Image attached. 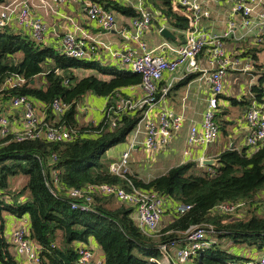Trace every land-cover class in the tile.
<instances>
[{"label": "trees", "instance_id": "1", "mask_svg": "<svg viewBox=\"0 0 264 264\" xmlns=\"http://www.w3.org/2000/svg\"><path fill=\"white\" fill-rule=\"evenodd\" d=\"M95 1L124 16L140 14L123 2ZM152 1L165 14L168 25L182 31L185 18L171 10L168 0ZM177 37L183 42L182 32ZM257 41L264 48V37ZM252 55L255 67L260 69L256 82L250 85L252 96L244 94L240 100L227 96L233 104L247 107L252 98L259 100L264 96V67L257 62L256 49ZM76 69L91 72L78 75ZM16 73L22 74L26 82L12 89L0 88V104L6 102L8 92L31 96L46 106L58 98L68 108L56 123H63L72 138L16 141L6 136L0 139V264H18L14 246L4 234L3 211L16 215L28 213V236L38 246L41 264H78L77 244L87 242L90 236L103 254L105 264H158L149 257L160 255L159 243L169 245L173 240L175 245H180L177 238L192 226H205L214 241L209 247L197 250L186 264H244L245 257L237 252L235 245H227L229 240L255 249L264 247V212L260 211L264 205V144L252 152L246 145L225 148L217 154L210 170L190 160L147 180L135 172L118 176L109 172L111 158L105 152L127 140L140 111H116L115 127L109 126L107 114L98 122L80 123L75 115L76 102L83 95L93 93L108 96L106 107H116L117 92L124 94L123 87L139 84L141 75L98 60L68 57L52 44L36 41L22 29L9 26L0 29V86L6 77ZM37 77H42V82ZM161 89L158 85L157 97ZM110 113L113 115L112 109ZM225 114L226 108L221 107L214 116L223 134L227 133L229 123ZM56 120L48 108L45 121ZM53 170L58 178L55 194L46 183ZM15 174L26 175V182L18 189H9V176ZM100 183L117 184L126 190L134 186L157 191L165 201L164 213H169V218L161 220L159 229L145 233L136 223L134 207L111 195L94 193L93 210L71 206L66 195L68 187ZM224 202L241 205L235 213L227 214L217 208ZM179 204L189 207L179 212L176 210Z\"/></svg>", "mask_w": 264, "mask_h": 264}, {"label": "built area", "instance_id": "2", "mask_svg": "<svg viewBox=\"0 0 264 264\" xmlns=\"http://www.w3.org/2000/svg\"><path fill=\"white\" fill-rule=\"evenodd\" d=\"M66 3L69 0H55ZM80 3L81 9L90 20L102 32H109L115 23L114 11L105 8L102 3L95 0H75ZM126 3L139 11V15L130 16L127 26L121 28L119 34L123 40L136 42L137 51L132 48L120 49L109 47L103 40L94 38L86 28L75 25L73 30L66 31L54 41L52 45L62 54L84 60H98L109 66L130 69L141 75L139 85L143 91L138 100H133L125 94L117 92L115 100L116 107H106L107 101L101 107V117L109 116V126L115 127L117 123L116 111L125 109H137L140 117L132 131V140L143 133L144 146L149 150L163 151L170 145L172 136L182 127L184 118L181 114L164 106L155 108L157 113H152L160 97L166 92L167 87L162 88L157 97L159 81L166 72H174L179 65L185 66V73H192L199 69L197 56L204 49L208 51L209 62L213 68L206 75L209 86V95L199 123H192L185 138L183 154L191 158V148L205 146L215 140L219 134V127L215 123L214 116L218 110L219 94L223 90V77L229 70H248L251 68L250 60H243L240 56L231 55L224 48V39L234 33L235 21L231 16L227 27L222 32L206 31L202 27V19L209 16V10L202 7L200 0H168L172 11L185 18V27L182 29L184 40L178 46L172 47L168 44L160 46L168 47L173 55L167 57L163 52L148 48L143 39L145 30L156 20L158 15L160 24L157 30L166 26V17L159 10L158 13L147 10V0H116ZM232 14L239 13L244 25L250 27L256 24V40L264 37V7L253 19L252 11L256 4L255 0H233ZM15 11V25L22 29L32 39L42 42L47 41L48 24L38 16L31 13L27 0H18ZM11 23V15L8 9H0V29L8 28ZM109 50L108 62L102 58L101 49ZM26 82L22 74H12L4 79L0 88L20 86ZM67 82V80L65 81ZM264 91V83L262 85ZM86 95V94H85ZM83 95L76 102L77 109L87 112L90 108ZM107 100H108V96ZM50 108L57 120L54 123L45 121L46 110ZM68 108V104L52 99L49 105H44L31 96L24 94H12L8 92L5 103L0 104V138L10 136L16 141L24 139L42 138L47 141H63L72 138V134L63 123H56ZM113 110V115L110 110ZM158 109V110H157ZM99 119V120H100ZM98 120V121H99ZM97 121V122H98ZM245 121L248 133L244 144L248 151L252 152L264 144V96L257 100L252 98L245 109ZM131 141L127 148L108 164V170L112 174L125 177L131 173L129 165L130 151L133 146ZM204 156L195 158L199 165L203 166ZM52 180V181H49ZM57 173L53 170L51 177L46 178L49 189L55 194L54 185L57 182ZM102 193L111 195L115 199L134 207V217L138 227L145 233L156 230L165 211V201L157 191L150 188H139L132 186L126 190L120 185L110 183L89 184L85 187H68L66 195L70 199L71 206L80 210H93V194ZM239 203L224 202L218 204L217 208L223 213L232 214L240 206ZM189 206L179 204L176 210L183 212ZM20 222L10 229L9 240L14 246V253L18 264H41V256L37 244L28 236L29 215L27 212L18 215ZM223 219L222 221H225ZM205 226H192L177 238L180 245H175L171 240L159 243L160 255L149 257L158 264H186L190 256L197 250L207 248L214 239L207 234ZM210 230H212L210 228ZM78 264H105V258L101 252L88 242H78ZM244 264H264V256L248 259Z\"/></svg>", "mask_w": 264, "mask_h": 264}, {"label": "crops", "instance_id": "3", "mask_svg": "<svg viewBox=\"0 0 264 264\" xmlns=\"http://www.w3.org/2000/svg\"><path fill=\"white\" fill-rule=\"evenodd\" d=\"M18 0H4L0 2V9L6 7L11 15V28H18L15 25L14 17L17 10ZM147 10L158 13L161 9L157 7L152 0H147ZM201 5L209 10V16L202 19V27L206 31L210 32H222L227 27V22L232 16L235 21L234 33L224 39V48L231 55L240 56L243 60L251 61V68L248 70H229L223 77V90L219 96L218 108H226L225 117L228 118L229 123L227 125V133L219 129V134L215 140L208 143L205 146H197L191 148V158L183 154V148L185 146V138L188 132V128L192 123H199L202 118V113L209 95V86L206 82V75L213 68V65L209 62V54L206 49L199 53L197 61L201 69L192 72L185 73V66L179 65L174 72H166L163 78L159 81L158 85L162 88L167 87L166 92L160 97L156 106L153 108L152 113H157L155 108L166 107L172 111L179 113L183 116L184 122L182 127L172 136L170 145L167 149L161 151L150 150V155L156 157L151 169L145 173H141V169L138 168L132 159V154L139 153L140 148L144 145L143 133L138 134L134 140H132V133L128 137L126 147L120 152L119 155L125 150L128 144L133 141V146L130 151L129 165L132 172L137 173L143 179H149L155 175L165 172L169 167L185 162V161H197L195 158L200 156L215 157L217 154L228 147H236L245 145V136L248 133V128L245 121V106L239 103H231L227 96H235L238 100L245 95L252 96L250 91V85L256 82L257 69L254 65L251 56L256 49L257 62L264 67V48L261 42L256 40V24L253 22L250 27L246 26L242 22V17L239 13L232 14L233 0H200ZM256 4L252 11L253 19L257 17V14L264 7V0H255ZM31 13L34 16L41 17L48 24L46 43L52 44L57 41L61 35L66 31L74 29L75 25L82 26L90 31L91 36L100 40L109 47H117L120 49L132 48L137 51L136 42L132 40H123L120 37L121 28L128 25L130 16H124L119 13H115V23L109 32H102L94 23V21L87 18L81 9L79 2L75 0H69L66 3H59L55 0H27ZM126 4V3H125ZM162 12V11H161ZM151 25L145 30L143 39L146 41L148 48L155 51L163 52L167 57L173 55V52L168 47L160 46V44H168L172 47H176L180 44L177 37V33L182 32L179 29L173 28L166 22V26L171 29L174 34L172 39L164 37L157 30L160 24V18L157 15ZM102 58L108 62L111 60L109 50L106 48L101 49ZM115 66V65H113ZM117 67V66H116ZM86 70V69H82ZM91 71L89 70L90 73ZM86 74V73H85ZM189 75L184 81L183 79ZM122 92L133 100H138L143 91L139 84L129 85L122 88ZM83 100H87L90 108L87 112H83L81 109H77L76 119L80 123L97 122L101 117V107L107 101L106 96L95 95L93 93H87ZM158 110V109H157ZM144 147V146H143ZM147 149V148H146ZM248 149V148H247ZM149 150V149H148ZM132 152V153H131ZM155 153V155H153ZM158 153V154H157ZM203 167L205 165H199ZM197 166V167H198ZM208 170L209 166L206 165ZM260 211L264 212V205L260 207ZM4 215V234L9 238L10 229L20 222L18 215L3 211ZM169 218V213H164L161 220L165 221ZM161 222V221H160ZM89 244H92L96 251L100 252V249L92 236L87 240ZM235 248H237L235 244ZM245 260L250 258H260L264 256V247L261 249H255L254 246H248V248L241 247ZM17 258V257H16Z\"/></svg>", "mask_w": 264, "mask_h": 264}, {"label": "rangeland", "instance_id": "4", "mask_svg": "<svg viewBox=\"0 0 264 264\" xmlns=\"http://www.w3.org/2000/svg\"><path fill=\"white\" fill-rule=\"evenodd\" d=\"M76 72L78 75H84L85 73L89 72V70L76 69ZM36 79L39 83L42 82V77H37ZM127 142H128V138L126 141H123V142H120V143H117L111 146L109 149L106 150L105 156L107 155L108 158H111V159L115 158L117 156V155L115 156V154L120 152L122 149H124L126 147ZM143 146L140 148L141 151L139 153L132 154V159L135 162L136 166L141 169L142 174L145 173L147 170L151 169V166L156 159V157H153L152 155H150V150L146 149V147L145 146L143 147ZM153 155H155V153H153ZM105 159H107V157ZM197 170H199V167H197ZM26 179H27V176L23 174L10 175L9 182H8V188L13 189V190L18 189L22 184L26 182ZM160 225L161 223L157 226L156 229H159ZM228 242L229 243L227 245H230V244L233 246L235 245L231 240H229ZM236 246L237 248L235 249L241 255H243V252H242V249L240 248L241 247L243 248V246L244 248H248L247 245L241 244V243L236 244Z\"/></svg>", "mask_w": 264, "mask_h": 264}, {"label": "water", "instance_id": "5", "mask_svg": "<svg viewBox=\"0 0 264 264\" xmlns=\"http://www.w3.org/2000/svg\"><path fill=\"white\" fill-rule=\"evenodd\" d=\"M160 34H162L164 37L166 38H173L174 37V34L173 32L171 31V29L167 26H164L160 29ZM217 161V158L213 157V158H209V157H206L204 160H203V165H208V166H211L213 165L214 163H216Z\"/></svg>", "mask_w": 264, "mask_h": 264}]
</instances>
